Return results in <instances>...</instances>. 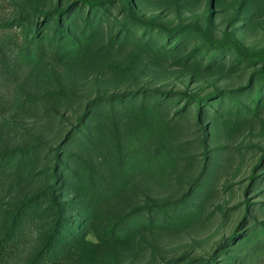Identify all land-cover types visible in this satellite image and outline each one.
Wrapping results in <instances>:
<instances>
[{
	"label": "trees",
	"instance_id": "1",
	"mask_svg": "<svg viewBox=\"0 0 264 264\" xmlns=\"http://www.w3.org/2000/svg\"><path fill=\"white\" fill-rule=\"evenodd\" d=\"M185 4L22 0L0 19V264H264V147L246 145L253 161L241 181L223 178L247 154L229 139L264 130V46L228 27L216 35L210 22L214 7L249 21L264 0H204V26L168 25L164 12ZM169 68L212 88L154 86ZM245 72L242 85L216 86ZM12 106L30 122L6 120ZM185 119L196 135L181 140ZM223 191L238 201L216 199ZM218 217L232 221L213 242L157 240Z\"/></svg>",
	"mask_w": 264,
	"mask_h": 264
},
{
	"label": "rangeland",
	"instance_id": "2",
	"mask_svg": "<svg viewBox=\"0 0 264 264\" xmlns=\"http://www.w3.org/2000/svg\"><path fill=\"white\" fill-rule=\"evenodd\" d=\"M22 0H0V19H10L14 16H16L19 12V4ZM39 1V0H38ZM47 3L54 2L55 0H44ZM65 1V0H62ZM37 2V1H35ZM34 2V3H35ZM36 4H41L37 2ZM35 4V5H36ZM229 7V6H227ZM221 8V7H220ZM220 8L214 7L213 12V19L210 20L211 24L213 25V32L216 35H219V33L226 27L230 29H234V33L238 39H240L244 44L249 46H255L260 47L264 46V11L262 10H256L252 16V18L248 20L243 19H235L233 21H230V18L232 16L231 7L224 8V10H221ZM204 9L205 4L204 0H186V4L184 7L174 10H168L164 12L165 22L170 25L178 20L183 22H198L199 25L204 26ZM158 10L154 7H146L145 14L147 16H151L154 13H156ZM33 68L28 67L24 69L16 78L15 84L19 86H24L26 82H23L22 80H25L26 77L29 75H33L31 72ZM172 69L170 73L167 74H160L155 79V85L162 89H173V90H180L184 86H188L189 89L193 91H202L207 92L211 90V86L207 81L205 80H199L198 82H188V75L179 71L176 68H169L168 70ZM36 71H40V69H34ZM236 76H231L230 78H220L218 79L216 86L219 88L224 87H232L237 85H242L245 83L247 72L241 73V74H235ZM91 77H87L85 80L86 85L84 87H81L82 90H86L89 94L94 91L95 85L92 81L89 80ZM93 78V77H92ZM209 78V77H208ZM147 79V77H146ZM145 80V79H144ZM152 80V79H151ZM151 84H153L151 82ZM101 90L99 91L101 94L104 93V88L100 86ZM10 97L12 95L11 90L9 89ZM83 92V91H82ZM4 118L8 121H11L14 117H21V120H26L30 122V118H25L23 116H20L15 113V106H12L10 109H8L4 114ZM184 122L181 124L182 129L180 131L181 133V140L189 139L191 137H194L196 134L193 132L194 128L192 127L191 121L188 119L183 120ZM1 124V120H0ZM261 126H255L252 133H249L247 130H241V132H238L237 134L233 135L231 139H229V144L238 146L242 148L244 152H246V159L245 162L240 166L239 170L236 167L237 164V158L232 162V165L230 164L229 167L226 169V171L223 172V178L226 177L229 179L230 182H239L242 180V178L245 176L248 166L253 161V157L250 158V155L253 153H250V150L244 149L246 145L249 144H256L259 146L264 147V130L260 128ZM2 131V128L0 127V132ZM54 129H51L47 132V134L53 132ZM225 140V138H223ZM254 151V150H252ZM156 189V188H155ZM160 190V193H168L169 189L164 187H159L156 190ZM155 190V191H156ZM239 192H234L232 194H228V191H223L219 194L218 200L222 201L225 205L232 206L235 204L238 200ZM4 197V192H0V200ZM229 201V202H228ZM228 202V203H227ZM231 218L229 220L221 219L218 217L217 219L213 220L209 224L192 229L189 234L186 235H168L164 234L159 237L158 242L161 244H164L165 246H171L173 244H177L179 241L187 240L188 236H198L199 238L210 236L209 241L213 242V239L219 238L221 234L224 232L226 233L230 227L231 224ZM31 239H33L34 235H28ZM32 242L29 241L22 245L19 250H17V257L19 256V259H22L29 251L30 246Z\"/></svg>",
	"mask_w": 264,
	"mask_h": 264
}]
</instances>
